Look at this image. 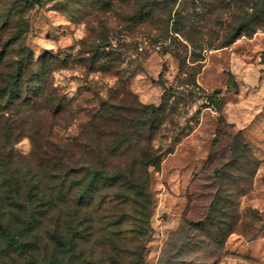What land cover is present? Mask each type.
Wrapping results in <instances>:
<instances>
[{
    "label": "rangeland",
    "instance_id": "rangeland-1",
    "mask_svg": "<svg viewBox=\"0 0 264 264\" xmlns=\"http://www.w3.org/2000/svg\"><path fill=\"white\" fill-rule=\"evenodd\" d=\"M34 1L0 0V87L20 60L36 63L52 54L57 63L67 62L51 76L57 93L70 100L55 127L63 140L85 128L100 100L130 116L138 102L159 105L170 98L165 135L156 144L172 150L160 168H150L151 205L141 216L131 197L121 204L110 195L111 207L93 213L92 260L130 261L106 252L108 234L118 248L143 246L142 264H264V30L196 51L177 33L161 37L160 22H124L118 0L28 4ZM102 35L109 42L96 47ZM14 148L29 155L30 138ZM228 186L245 194L239 229L221 245L193 224Z\"/></svg>",
    "mask_w": 264,
    "mask_h": 264
},
{
    "label": "trees",
    "instance_id": "trees-1",
    "mask_svg": "<svg viewBox=\"0 0 264 264\" xmlns=\"http://www.w3.org/2000/svg\"><path fill=\"white\" fill-rule=\"evenodd\" d=\"M118 2L124 22H160L161 37L177 33L196 51L225 47L264 30V0ZM96 40V47L109 42L106 35ZM26 62L18 61L0 87V264H96L91 258L95 248L89 246L96 231L93 213L111 207L110 195L121 204L131 197L141 216L151 205L150 168H160L172 150L156 144L165 135L170 98L163 97L159 105L138 102L130 116L100 100L85 128L67 141L55 127L70 100L57 93L51 80L67 62L59 64L50 54L37 60L35 71L29 70L36 65L33 58ZM24 137L32 143L27 156L14 148ZM244 194L233 186L218 189L205 218L193 226L223 245L239 229ZM111 225L105 223L109 232ZM103 242L110 246L103 248L107 253L132 256L126 264L143 263V246L118 248L108 234Z\"/></svg>",
    "mask_w": 264,
    "mask_h": 264
}]
</instances>
